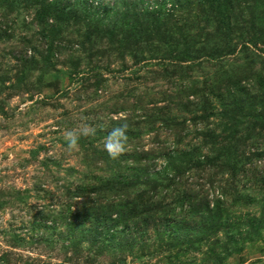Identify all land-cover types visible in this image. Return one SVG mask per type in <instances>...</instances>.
Segmentation results:
<instances>
[{"label":"rangeland","instance_id":"rangeland-1","mask_svg":"<svg viewBox=\"0 0 264 264\" xmlns=\"http://www.w3.org/2000/svg\"><path fill=\"white\" fill-rule=\"evenodd\" d=\"M101 2L103 24L80 8L41 23L32 0H0V264H264V0ZM121 125L122 154L148 161L212 141L179 191L191 211L140 197L149 212L112 226L99 182L129 167L97 155Z\"/></svg>","mask_w":264,"mask_h":264},{"label":"trees","instance_id":"trees-1","mask_svg":"<svg viewBox=\"0 0 264 264\" xmlns=\"http://www.w3.org/2000/svg\"><path fill=\"white\" fill-rule=\"evenodd\" d=\"M32 2L33 5L40 6L35 17L40 19L42 21L41 23H45L43 22V19L47 18L53 10L56 13H62L63 16L69 15V17H75L77 8H80L83 12L82 15L86 17L89 23H93L95 21L96 23L101 22V24H103L102 19L109 17V12L106 7L107 4L101 2V0H78L74 3L69 1L62 2L59 0H51L49 3H47V1H44L43 3V0H32ZM52 7L55 9H51ZM116 24L117 22L115 25ZM121 27L122 25L117 28L121 29ZM139 31L140 29L137 27L130 28V33ZM172 62L177 63L178 59ZM179 101L181 100L179 99ZM174 104L175 106H178L180 103L174 102ZM208 143L212 144V141H209L208 138L202 137V139H199L197 137V140H195V142L188 147V151H178L173 145L170 153H161L157 158H153L149 161L146 159V155L142 154L141 156H138L136 153L129 157L121 154L119 157L115 158V164H113L115 166L121 165L122 159L126 158L127 166L129 168L123 172L125 176H123L124 174L122 173L123 175H115L107 179L109 183L102 184L99 182V184L105 186L104 190L107 192L105 199H109V202L115 203L113 205L114 209H112L116 212V218L111 222L112 226L123 227V229L126 230L127 219H129L128 216L135 215L134 217H136L137 215H145L149 212L146 207L150 204L145 203L144 206L141 205L140 202H137V199H140V197L153 199L158 196L165 197L170 194L171 197L174 198V196L178 193L177 197H181V199H188L185 205L187 206L185 211H191L192 205L190 202H192V197H189L185 193L179 191L182 188L183 190L186 189V184L183 181L186 179L185 173L192 170L202 171L204 168L207 169L209 165H212V161L215 163L217 160V155L213 158L214 152L201 153L204 145H208ZM105 156L106 154L103 152H99L97 155L98 159L103 158L101 164L104 165L111 160L110 156L107 158H105ZM158 163H161V165H158ZM145 166H149L150 169ZM156 166H160V170H154L153 168ZM89 184H87V186H89ZM88 194L89 192H87V188L84 186H81L80 192H77V195L81 198L87 196ZM135 203L140 204L135 205Z\"/></svg>","mask_w":264,"mask_h":264},{"label":"clouds","instance_id":"clouds-1","mask_svg":"<svg viewBox=\"0 0 264 264\" xmlns=\"http://www.w3.org/2000/svg\"><path fill=\"white\" fill-rule=\"evenodd\" d=\"M127 125H121L112 129L111 132L108 133L105 143L104 149L108 153V155L115 159L119 157L125 151V141L127 139L126 136ZM65 139L67 142L68 150H74L77 147V136L73 132L65 133Z\"/></svg>","mask_w":264,"mask_h":264}]
</instances>
